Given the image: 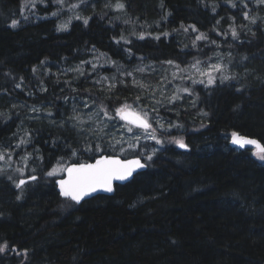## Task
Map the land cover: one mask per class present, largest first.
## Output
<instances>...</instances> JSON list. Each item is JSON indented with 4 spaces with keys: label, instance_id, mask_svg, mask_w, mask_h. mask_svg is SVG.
I'll list each match as a JSON object with an SVG mask.
<instances>
[{
    "label": "trees",
    "instance_id": "16d2710c",
    "mask_svg": "<svg viewBox=\"0 0 264 264\" xmlns=\"http://www.w3.org/2000/svg\"><path fill=\"white\" fill-rule=\"evenodd\" d=\"M21 1L0 0V150L12 137L29 140L15 161L25 162L37 180L17 199L21 192L7 176L12 170L0 172V243L9 245L0 264H264V161L254 149L229 146L234 132L264 145V4L114 0L78 12L75 17L89 18L87 25L74 17L58 31L56 18L25 23L23 16L11 27ZM118 2L124 9L114 7ZM200 33L207 39L197 40ZM120 36L131 43H116ZM219 53L229 55L235 78L188 84L193 94L172 105V95L165 97L157 84L150 89L133 83L143 65L171 60L184 71ZM51 64L59 70L45 76ZM77 66L83 75L72 71ZM103 77L116 87L109 91ZM137 96L145 108L159 109L166 128L180 125L164 132L153 123L162 144L142 135L134 148L126 143V151H113L107 145L111 133L120 138L115 121L83 131L61 115L75 98L111 111ZM128 136L123 139L135 144ZM180 139L186 150L170 142ZM97 144L105 151H96ZM155 148L147 160L144 154ZM101 154L142 157L149 169L117 186L114 196L81 205L63 199L47 173L58 162L67 167Z\"/></svg>",
    "mask_w": 264,
    "mask_h": 264
},
{
    "label": "snow or ice",
    "instance_id": "6c2138e0",
    "mask_svg": "<svg viewBox=\"0 0 264 264\" xmlns=\"http://www.w3.org/2000/svg\"><path fill=\"white\" fill-rule=\"evenodd\" d=\"M40 3H44V0H39ZM57 4H63L64 0H54ZM83 2V0H81ZM259 4H264V0H258ZM79 5L73 4L71 5L72 8H76ZM246 6V5H245ZM32 7H35V2H32ZM117 10L124 9L125 5L123 3L118 2L114 6ZM232 7H236V5L233 3ZM215 9H213L214 11ZM53 16H56L57 13L53 12ZM244 17L248 18V13H244ZM77 20L82 19L83 23L85 25L88 24L89 18H82L80 16L75 17ZM26 19V17H25ZM70 23V21L68 22ZM68 23H62L58 26V31H66L68 29ZM252 23H255V18L252 19ZM19 24L18 20H12L11 27L15 28ZM183 28L184 26L181 25ZM193 30L195 31V26H192ZM187 31V29H185ZM232 37L234 39L238 38V33L235 28L232 29ZM150 35V34H149ZM163 35L167 36L168 33H163ZM145 38L144 33H140L138 36V39L143 40ZM155 39L159 40L160 36L157 35L154 37ZM197 40L200 39H207L204 33H200L197 37ZM123 41L125 44H130L131 41L127 40L124 36H120L119 39L116 40V43H120ZM212 43H215L213 41ZM129 54L131 55V49H128ZM103 55V54H102ZM43 63V62H42ZM83 63V62H82ZM90 63V62H88ZM113 64L116 62L113 61ZM167 64L173 65L178 71L180 70V66L178 64H175L174 61H166ZM201 64V61L197 60L192 65V68L196 69L197 72L204 77H207V84L211 85L214 84L216 81V77L213 76V72H222V66L220 64H211L206 69L201 70L198 65ZM95 67V66H93ZM36 69H33V72H35ZM72 71L78 72L80 75H83V71L80 66H77V68L72 69ZM137 71L144 72V68H138ZM128 75H131V73H128ZM173 78H181L177 77V72L172 73ZM104 80H107V77L103 78ZM163 79H167V76H164ZM188 79L192 80V83H200L205 84L204 79L196 80L193 77L189 76ZM221 83H223L225 80L229 79L227 76H221ZM101 81H96V83H100ZM70 83V82H66ZM133 83L141 88H146L148 86L141 84L139 81H133ZM17 88L21 87V84H16ZM113 88H115L114 84H110L108 90L111 91ZM42 91H47L46 88L41 89ZM75 91V89H73ZM180 92L188 93L189 95H192L193 93L190 91L189 88H181L177 89V94L172 95L168 97L169 103H175L177 100L182 99V97L179 95ZM31 94V93H30ZM152 95H155V93H152ZM141 100L140 96H137L135 100L133 101V104L123 103L119 105L118 107H114L109 111L107 106L101 104L100 111L103 113V116L106 118L107 122L115 121L117 124H120V122H123L120 124V129L124 133H131L132 136L130 137L131 140L135 141V144L128 143V141L123 139V136L120 138H116L114 133H111L112 135V141L108 142V148H110L113 151L117 150V147L119 146V151L124 152L127 149L124 148V144H128V148H134L140 141L142 135L147 136L148 138L155 140L157 143L162 144L164 141L157 138L156 135V128L153 127V123L156 124V126L161 129L164 132H167L170 130L171 127H177L179 128L180 125H172L169 124V126L166 128L163 123L160 122L162 119L159 116V109L155 106L149 108H145L143 105L139 104V101ZM95 103V101H93ZM157 104L161 103V101H156ZM193 103H195L193 101ZM88 106V105H86ZM37 109L33 108V111H36ZM75 111V109H74ZM152 113H155V116L152 115ZM51 115V113H49ZM206 115V114H205ZM72 120H79V116H73L70 117ZM75 126V125H74ZM107 126V125H105ZM113 127H116L115 124H113ZM103 131V129L101 130ZM25 135H30L29 133H25ZM29 140H25L23 138L20 139V144H26L29 143ZM178 143L181 148H188V145L184 143L182 139L176 140V141H170ZM232 143L237 144L240 147H244L245 145H255L259 149V152L254 153V155H257L258 158L261 161H264V146H261L259 141L247 137H242L238 133H232ZM89 151H92L91 148L88 149ZM95 150L98 152H103L105 149L101 147L99 144L96 145ZM8 153L4 150H0V160L5 159V155ZM75 154V153H73ZM154 154V153H153ZM31 155V154H29ZM27 156L22 157V159L27 160ZM147 160L152 159V155H148L146 157ZM146 167L145 163H141V160L136 159H125L121 160L119 158H114L111 156H101L100 159H97L95 163L85 164V163H78L74 164L71 167H63L59 164H57L56 167H53L51 171L47 173L49 177H53L57 174L58 170L67 172L68 179L64 180L61 179L58 181L60 186V194L64 196L67 199H70L71 201H74L76 203H80L85 197L92 195L93 193L97 191H105V192H112L113 191V180H126L129 177L133 175V173L138 170ZM3 169H0V172H3ZM18 172L23 173V168H18ZM33 172L35 169L32 170ZM9 180L12 179L11 176L8 177ZM37 180V177L35 175H31L28 177V179H20L18 183L15 184L16 188L21 189V195L17 196V199H21L23 196V186L28 184L30 181ZM6 250H9V245L5 241L4 243H0V253L5 252ZM11 251H16L15 248H12ZM18 255L23 254L26 256V251L24 253L17 252Z\"/></svg>",
    "mask_w": 264,
    "mask_h": 264
},
{
    "label": "rangeland",
    "instance_id": "374dc122",
    "mask_svg": "<svg viewBox=\"0 0 264 264\" xmlns=\"http://www.w3.org/2000/svg\"><path fill=\"white\" fill-rule=\"evenodd\" d=\"M112 1L114 0H83V2H81V0H64V3L61 5V4L55 3L54 0H44V3H40L39 0H27L26 2L25 0H22L17 8V11L13 13L14 15L13 20L20 21L22 17L24 16L26 17L24 21L25 23H27L30 21H41L43 19L56 18V20H58L59 22L58 25H60L62 23H68L69 21L71 22L72 19L75 17V15L78 12L84 10L85 8H93L95 6L102 5V4H107L109 6V3ZM32 2H35V7H32ZM73 4H77L79 6L76 8H72L71 5ZM43 8H48L51 10V12L47 13V11L42 10ZM53 12H56L57 15L53 16L52 15ZM69 24L70 23H68V26ZM227 56L229 55H225L223 53L216 54L213 60L210 61L208 64L198 65V67L201 70H203V69H206L211 64H220L222 66L223 71L212 73L213 76L216 77V81L221 82V79H220L221 76H227L229 77V79L235 78L232 72L231 62L230 60H228ZM102 64L107 65L109 64V62L104 61ZM140 68H144L145 71L144 72L138 71L137 81H139L141 84L151 86L150 89H152V87H155L154 84H157L158 86L162 87L163 89L162 93L164 94L165 97L170 96V94L171 95L177 94V89H181L185 87L189 88L188 84L203 85L200 83L193 84L192 80L188 79L189 76L193 77L196 80L204 79L205 80L204 85H208L207 77L201 76L197 72V70L192 67L184 71H180V70L178 71L173 65H169L166 63V64H160V65L148 64V65H143ZM51 70L56 71V70H59V68L56 67V65L51 64V67H48L44 71V75L48 77L55 75ZM57 72L59 73L60 71H57ZM173 72H177V77H181V78H173L172 76ZM148 73L151 74L154 77V79L157 80V82L146 81L147 77L145 74H148ZM164 76H167L166 80L163 79ZM117 79L118 78L116 77L114 81H116ZM124 79L125 77L122 78L123 83H124ZM102 81L104 82L106 87L107 86L109 87L110 84H113L112 82L113 80H110L109 77H107V80L102 79ZM114 85L116 87L117 84L114 83ZM183 94L184 92L179 93L181 97ZM182 100L183 98L181 99V101ZM172 104L174 103H169V105H172ZM67 105H68V108L65 109V111H63L61 115L68 117V119H70V117H73V116H79L80 119L75 120V121L77 122L78 125L84 128L83 131L85 130L87 131L88 129L89 130L100 129V128H103L104 125L109 123L106 121V118L103 116V113L100 111V107H97L96 105H94L93 103L89 101L75 98L71 101V103H68ZM164 107L168 108L166 105ZM120 124H117L115 129L120 137L121 136L126 137V133H124L122 130H119ZM130 137L131 136H128V138ZM229 140L230 139L227 138L228 143H229ZM19 142H20L19 138L12 137L10 139V144H8L6 147L1 149V150L6 151L8 154L5 155L4 160H0V169H3L4 171L12 170V173H9L7 176L12 177L10 181L14 184L15 182L18 183V180L14 181L16 177L24 178V177H29L28 175L31 174V173L29 174L30 169H29V166L25 164V162L22 163V162L15 161L14 153L18 152L23 146V144H20ZM177 144L178 143H176L175 145ZM156 152H157L156 148L152 149L147 153V156L152 155V159H153ZM144 156L145 158L147 157L145 154ZM61 166L64 167V165H61ZM18 168H23L24 172L23 173L18 172L17 171ZM62 173L63 171L58 170L54 178L60 176ZM29 185H32V184L28 183L23 186V192L29 189ZM17 190L21 192V189L17 188Z\"/></svg>",
    "mask_w": 264,
    "mask_h": 264
},
{
    "label": "water",
    "instance_id": "95a60500",
    "mask_svg": "<svg viewBox=\"0 0 264 264\" xmlns=\"http://www.w3.org/2000/svg\"><path fill=\"white\" fill-rule=\"evenodd\" d=\"M240 135V134H239ZM240 136H242V135H240ZM242 137H247V136H242ZM247 138H250V137H247ZM251 139H254V138H251ZM255 140H257V139H255ZM258 141V140H257ZM231 143H232V138H231ZM260 143V142H259ZM232 145H234V146H239V145H237V144H233L232 143ZM260 145L262 146V144L260 143ZM181 148V147H180ZM241 148H246V149H256L257 150V152H259V149L257 148V146H255V145H245L244 147H241ZM246 149H240V150H246ZM104 156H106V155H104ZM111 157H114V158H119V159H121V160H125V159H122L121 157H117V156H111ZM101 158V156L99 157V158H97V159H100ZM136 158H138V159H140L141 160V163H145L144 161H143V159H141L140 157H132V158H130V159H136ZM96 159V160H97ZM95 160V161H96ZM95 161L94 162H90V163H95ZM90 163H85V164H90ZM74 164H78V163H73V164H71V165H69L68 167H71L72 165H74ZM146 164V163H145ZM148 170V165L146 164V167H144V168H142V169H138V170H136L134 173H133V175L131 176V177H129L128 179H126V180H123V181H121V180H113V182H112V184H113V191L112 192H105V191H102V190H100V191H97V192H95V193H93L92 195H90V196H87V197H85L80 203H76V202H74V201H72V202H74V203H76V204H78V205H81L82 203H84V202H86V201H89V200H91V199H93V198H95V197H98V196H108V197H111V196H114V194H115V187H116V185H125V184H127V183H130L138 174H141V173H144V172H146ZM61 179H64V180H67L68 179V174H67V172H64V176L62 177V178H59V179H57L56 180V182H55V185H56V189H57V192L60 194V186H59V183H58V181L59 180H61ZM60 196L63 198V199H67V198H65L64 196H62L61 194H60ZM67 200H70V199H67ZM71 201V200H70Z\"/></svg>",
    "mask_w": 264,
    "mask_h": 264
},
{
    "label": "bare ground",
    "instance_id": "6f19581e",
    "mask_svg": "<svg viewBox=\"0 0 264 264\" xmlns=\"http://www.w3.org/2000/svg\"><path fill=\"white\" fill-rule=\"evenodd\" d=\"M58 95V94H57ZM40 102V101H39ZM68 122V121H67ZM63 128V127H62ZM239 134V133H238ZM241 135V134H240ZM242 136H244V135H242ZM231 138H232V136H231ZM260 142V141H259ZM261 143V142H260ZM230 147L231 148H233V149H236V150H238V151H244V150H240V149H246V148H241L240 146H234V145H232V143H231V140H230ZM262 144V143H261ZM262 146H264L263 144H262ZM128 184V183H127ZM126 185V184H125ZM121 186H124V185H121Z\"/></svg>",
    "mask_w": 264,
    "mask_h": 264
}]
</instances>
